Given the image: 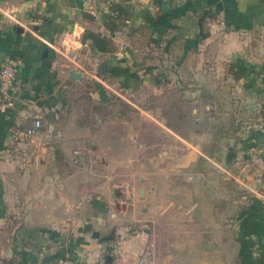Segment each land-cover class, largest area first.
Wrapping results in <instances>:
<instances>
[{"label": "crops", "instance_id": "0c3cea01", "mask_svg": "<svg viewBox=\"0 0 264 264\" xmlns=\"http://www.w3.org/2000/svg\"><path fill=\"white\" fill-rule=\"evenodd\" d=\"M7 57L0 264H264V0H0Z\"/></svg>", "mask_w": 264, "mask_h": 264}, {"label": "built area", "instance_id": "2783aa9c", "mask_svg": "<svg viewBox=\"0 0 264 264\" xmlns=\"http://www.w3.org/2000/svg\"><path fill=\"white\" fill-rule=\"evenodd\" d=\"M18 71V61L12 57H7L2 62L0 67V103L1 105H10L14 100L13 88L16 81ZM116 94V93H115ZM42 123L39 118H34L30 124L25 128L23 134L24 136L30 138L36 135V133L41 129ZM259 129H264L262 124L256 125ZM48 132L52 131V126H47ZM55 136H59L58 132H54ZM75 156L80 155V152L76 149L73 151ZM147 257L146 254L139 257L136 264H146ZM59 264H74L70 263L67 258H60L58 260ZM79 264H108L104 256L98 258L92 263H79Z\"/></svg>", "mask_w": 264, "mask_h": 264}, {"label": "water", "instance_id": "95a60500", "mask_svg": "<svg viewBox=\"0 0 264 264\" xmlns=\"http://www.w3.org/2000/svg\"><path fill=\"white\" fill-rule=\"evenodd\" d=\"M88 17L91 18L90 16H88ZM43 56L44 57L46 56V51H44ZM47 62H48L47 60H44L43 61V65H45V66L48 65ZM81 76H82L81 73L76 71V70H71V72L69 73V78L71 80L79 81L81 79ZM139 194H140V196H143V194H144V189L143 188H141L139 190ZM86 229L91 232L92 238L96 239L99 243L109 242V241L113 240V238H114L113 232L109 233L106 236H100L99 232H97L95 230H92V227H91L90 224H86ZM106 260H107L108 263L111 262V259L108 258V257L106 258Z\"/></svg>", "mask_w": 264, "mask_h": 264}, {"label": "rangeland", "instance_id": "374dc122", "mask_svg": "<svg viewBox=\"0 0 264 264\" xmlns=\"http://www.w3.org/2000/svg\"><path fill=\"white\" fill-rule=\"evenodd\" d=\"M209 142V141H208ZM203 143L205 144H207V142L206 141H203ZM215 163H217V164H219V165H221L217 160H213ZM228 177H230V178H232V179H236V180H238V178H237V176H235L234 174H231V173H228V175H227ZM240 179V178H239ZM239 181V180H238ZM244 186V185H243ZM245 187V186H244ZM249 187V186H248ZM250 188V187H249Z\"/></svg>", "mask_w": 264, "mask_h": 264}, {"label": "trees", "instance_id": "16d2710c", "mask_svg": "<svg viewBox=\"0 0 264 264\" xmlns=\"http://www.w3.org/2000/svg\"><path fill=\"white\" fill-rule=\"evenodd\" d=\"M28 122H29V121L27 120L26 123H24V125H23V132H24L25 128L28 126ZM231 159H232V157H231V155L229 154L228 157H227V160L230 161Z\"/></svg>", "mask_w": 264, "mask_h": 264}]
</instances>
